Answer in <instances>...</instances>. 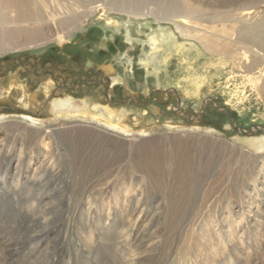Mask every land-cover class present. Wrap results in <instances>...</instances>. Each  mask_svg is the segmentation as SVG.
I'll return each mask as SVG.
<instances>
[{
  "label": "rangeland",
  "instance_id": "obj_1",
  "mask_svg": "<svg viewBox=\"0 0 264 264\" xmlns=\"http://www.w3.org/2000/svg\"><path fill=\"white\" fill-rule=\"evenodd\" d=\"M144 1L158 6L162 2L161 7L167 4L178 7L188 2L194 10L208 9L207 15L213 7L226 14L237 9L240 1L246 3L244 6L250 4L247 0ZM256 10L253 8L245 14L254 15ZM199 13L196 11L194 16V22L199 24L195 34H202V24H210V17ZM259 13L264 14V3ZM152 23L147 24L157 29L158 25ZM128 24L125 18L116 14L109 16L99 12L71 27L66 32L70 33L68 37L74 32L75 35L65 41L0 55V80H9L10 76L24 70L23 80L28 87L26 99L31 101L30 94L36 93L40 102L38 106L30 102V109L45 119L43 138L36 145L31 143L41 151V156L25 162L31 163L28 170L25 163L21 168L17 166L19 158H12L10 162L9 152L29 147L30 135L20 125L8 130L0 126V180L7 177L11 183L17 174H21V182L27 181L31 185L37 176L45 179L39 187L33 188V192L27 191L28 185H21L22 190L15 200L7 192L0 195V258L7 264H46L49 259L40 253L45 248L52 257L60 249L56 261L51 264H65L66 258H70L71 264H96L97 253L93 252L89 257L84 248L83 228L93 217V223H97L94 226H98L103 219L97 218V213L103 207L107 209L104 204L123 202L126 194L131 192L129 199L139 205L141 197L147 212L142 217L139 213L125 216L123 209H119L116 218L120 224L122 219L126 223H132L131 219L138 222L135 231L138 235L130 237L129 241L131 248L134 243L135 247H143L137 255L145 262L139 260V264H264V153L257 154L251 147L258 140L264 141V104L241 76L238 64L227 55L189 58L184 67L195 69L189 77L183 73L178 75L176 82L168 83L162 75L160 81L161 78L149 74L141 62L150 51L146 41L152 33L151 28L145 26L139 33L138 24ZM50 32L58 35L55 29ZM105 38L112 39L120 48L117 57L97 51L96 46ZM67 49L69 56H80V64L73 65L79 72L68 69L70 57L63 56ZM96 56L97 63L92 59ZM30 57L37 62L28 61ZM17 59L28 62L20 63ZM60 62L66 65V73L61 74L64 83H58L59 78L46 76L47 71H58ZM85 62L93 63V66L85 67ZM106 65H112L114 72L102 76ZM179 68L175 58L170 71L175 75ZM86 77L87 83L82 82ZM115 77L119 79L116 84ZM49 80L53 81V86L46 92L44 87ZM101 81H104L105 92L108 89L106 96H103ZM197 87H201L198 94L195 92ZM38 90L42 92L38 93ZM88 96L101 99V103L114 109L128 110L127 123L134 130L133 135L138 136L139 131L144 130L148 137L141 141H125L101 131L96 124H84L78 118L54 121L56 116L47 107L51 97L72 98L81 105ZM16 106L21 107L20 104ZM150 152L154 154L155 163L146 161ZM46 153L52 154L51 160L43 158ZM50 161L54 163L53 168L43 164ZM45 189L53 190L54 200L46 195L42 198V206H52L55 210L32 214V208L28 207L29 203L35 202L31 194L34 198ZM89 201L92 204L87 207ZM89 208L94 209L91 216L86 214ZM36 233L40 237L47 233L49 236L35 246L32 239ZM206 249L218 252H212L216 257ZM36 250L37 257L30 256ZM77 251H81V258L76 259ZM205 258L214 259L205 262Z\"/></svg>",
  "mask_w": 264,
  "mask_h": 264
},
{
  "label": "bare ground",
  "instance_id": "obj_2",
  "mask_svg": "<svg viewBox=\"0 0 264 264\" xmlns=\"http://www.w3.org/2000/svg\"><path fill=\"white\" fill-rule=\"evenodd\" d=\"M247 1L250 3L247 6H244L246 3L240 1L238 3L237 9L231 10V12H227L226 14H221L219 10L216 9V7H213L211 9L212 12L211 13L209 12L210 14L207 15L208 9L205 10L202 7V9L198 8V10H194L188 2L186 5L183 6H178L180 5L179 3L177 4L178 7L168 6L167 3L169 2H167L166 3L167 6L161 7L162 2L160 6H158L156 3L153 2L152 3L147 2L148 3L147 4L144 0H107V2L105 0H0V55L11 53L14 51H23L26 49L41 47L43 45H46V43L48 42L65 41L66 38H71L75 35L74 32L70 37H68L70 33L67 34L66 32L70 31L69 29L71 27H74L77 24H79V22L83 18L92 17L99 12H103L104 15H109V16L116 14L120 17L125 18L127 23L131 25L134 23L138 24L139 33L142 32V29L145 26L146 27L149 26L147 24L149 22L151 23L153 22L154 24H157L158 28L160 27V29L158 28L152 29L151 28L152 26L151 27L149 26L152 30V33L150 35L148 34L149 37L146 42L150 47V51L149 53L145 54L144 56L145 58L141 59V62L144 64L145 68L148 69L149 74L157 75L158 77L161 78L160 81L162 80V75L165 76L164 79L168 83L176 82L178 79V75H181L183 73L185 74V76L189 77V75H191L195 71V69H191V67H184V64L188 63V61L190 60L189 58L206 59V57H209L211 55H216V56L227 55L231 57L232 61L238 64L239 66L238 68L240 69L241 76L246 79L247 84H249L250 88H253L255 96L258 95L260 98L259 100H261V103L264 104V14L259 13L260 6L264 3V0H247ZM229 2L234 3L233 1H229ZM150 6L152 7L150 8ZM253 8L257 9L254 15L245 14L246 12H249ZM196 11L200 12L199 15L205 13L206 16L210 17L209 25L202 24V26H204V29H200V31L203 30L202 34H200V32L199 34L198 33L195 34L196 30H199L198 29L199 24L194 22L195 21L194 16ZM227 27H230V30L232 28V30L230 31L229 28ZM51 29H55L56 32L58 31L57 32L58 35L54 36L50 32ZM216 31L217 33H215ZM129 34L130 32H128L127 35L129 36ZM127 39L132 40V38L129 37H127ZM225 40L228 41L227 44L226 42H224ZM103 41L114 42L112 39H108V38L103 39ZM96 49L99 52H103L106 49V45L99 44L96 46ZM189 52H191V54H189ZM187 56L189 57L187 58ZM175 58L178 59L180 68L178 73L174 75L170 71L171 70L170 65ZM87 65L91 66L92 63H88ZM103 70L105 71V73L110 74L114 72V67L112 65H106ZM196 71L198 74L199 71L198 70ZM23 72L24 70L23 71L21 70L18 73L10 76L9 80H5V81L0 80V86H1L0 126L3 125L4 129L6 130H8L9 128L14 129L18 125L23 126V130L26 133L28 132V135H30L31 137L29 138L30 140L28 141L26 140L30 145L29 147L27 146L25 148H21L19 152H17V149H15V151L13 150L15 155L12 154L13 151H11L12 153L9 152V157H11L10 162L12 158L15 159L19 158V162L17 166H20V168L26 161H30L29 159L37 160L41 156V151H39V149H36L37 147L34 148V146L32 145L34 143L36 145V142H38L40 139L43 138L44 131L42 127L45 126V121H44L45 119L43 118V116L36 114V112L31 111L30 109V102L34 106H38L40 102L38 100V96L36 95V93L34 95L30 94L31 101L26 99L28 96L27 93L28 87L25 85V81L23 80ZM118 80L119 79L116 78L114 83L116 84L117 82H119ZM178 85H180V82H178ZM52 86H53V81L49 80L47 83V87H44V90L47 92L49 87ZM200 89L201 87L196 88L195 90L196 94H198ZM42 90H38L37 92L38 93L42 92ZM15 94L17 95L14 98ZM111 97H112V93L110 92L108 95L109 100L107 102L109 103L111 102L110 101ZM14 101H16L17 104H20L21 107L19 106L17 107L16 106L17 104L15 105ZM102 101L103 100L101 99L97 100L91 96H88L84 98V100H82L81 105H78L76 102H73L72 98L69 99L65 98L63 100L61 98L51 97L50 104H48L47 107L50 108L52 115L56 116L54 118V121L60 118H68V119L78 118V120H81L80 122L84 124H96L97 127L102 128V129L99 128L101 131H104L108 134H113L116 138L125 141H131V142L141 141L143 138L148 137V135L145 133L146 131L144 130H140L139 131L140 135L138 136L133 135L132 131L134 130H132L130 125H128L127 123L128 115H129L128 110L124 109L120 111L114 109L113 107L108 106L109 104L105 105L101 103ZM157 111L160 110L157 109ZM9 119H17L20 122L13 121L10 123L9 121H7ZM137 121L138 120L136 119L135 122ZM10 132H13V130ZM258 141L259 142L257 144L255 143V145L251 147L254 148L253 150H255L254 152H256L257 154L264 153V141L261 140ZM181 145L182 143L180 144V147ZM24 155L26 156L23 159ZM153 155L154 154L150 152L146 157V161L151 162L153 160L152 158ZM51 156H52L51 153L50 154L46 153L43 158L50 159L52 158ZM259 157H261V155H259ZM43 164L50 165L52 168L54 166V163L51 161L50 163L43 162ZM25 166H26L25 169L28 170V167L31 166V163L27 162L25 163ZM43 172H45V170ZM19 173H21V171H19ZM147 176H150L149 173ZM21 178L22 175L17 174L15 179H13V182L11 183L7 177L6 179L0 180L1 181L0 195L7 192L10 195V198L15 200V196L18 194L19 190L20 191L22 190L21 185L23 187H26L28 185L27 181H25V183H22ZM35 179L36 181H33V183L35 182L34 184L32 183L31 185L29 184L30 186L29 185L27 186L28 187L27 191L30 190L33 192V188H35L36 186L39 187L40 182L42 180H45L43 176L42 177L37 176ZM41 187L42 186H40V189ZM256 188L258 187L256 186ZM51 191L53 190L49 191L45 189V191H43L42 194L40 195L36 194L37 196L34 198H32V194H31L30 196L31 199L35 201L34 203L28 204V207L32 208L31 210L32 214L35 213L34 211H38V212L40 211L41 213L43 211L52 212L54 208H52L51 205H50L51 208L42 206L43 204L42 198H44V196L49 195L53 199V195H51ZM130 193L126 194L123 202H119V203L110 202L109 204L106 205L104 204V206H106L107 209H103L104 208L103 207L101 211L97 213V218L103 219V221L98 226L96 227L94 226V223L96 222L94 221L93 223L92 221V219L94 218L93 217L90 218V220H88L90 224H87V226L83 228L86 237V240L84 242V248L86 249V252L89 254V257H91L90 255L93 252L97 253L98 257L97 259H95L96 264H139V260L145 262L143 259L139 258L140 256L137 255L138 254L137 251L143 247L142 246L135 247L134 245L135 243H134L133 247L131 248L132 243L129 241L130 237L133 236L136 237L138 235V232H135L137 229L138 222L136 223L134 219H131L132 223H126V221L122 219L123 221L121 220L122 223L120 224L119 219L116 218L117 216L116 213L117 211H119V209L121 210L123 209L122 212L124 213L123 215L125 216L134 215V214L136 216V214L139 213L140 217H142V215L145 213L146 208H144L143 206L141 197H140L139 205L134 204L135 203L133 202L134 200L131 201L132 198L129 199V197L131 196ZM11 194L13 195L11 196ZM1 202L3 203L2 200ZM91 204L92 203L89 201V203L86 206L89 207L91 206ZM40 208H43L44 210L43 209L40 210ZM92 209L93 208L87 209L88 212L86 214L88 216H91ZM44 221L46 222L45 219H43V222ZM43 226H45V224ZM41 229H43V227ZM49 233L41 237L39 236V234L36 233L37 235L32 239V242L34 243L35 246H38L37 243H40V241H44L45 237L49 236ZM229 234L232 235L233 233H229ZM138 242L139 241L137 240V243ZM220 242L223 243L224 241H220ZM40 248L41 246L38 247L37 249ZM210 249H206V250L208 251V253L212 254L213 251H211ZM47 250L48 249L45 250L44 248L43 250L40 251V253L42 252L50 260V262L48 260L46 264H51L52 262L56 261L57 253L58 251H60V249L56 250L57 251L56 255L54 254L53 257L50 255V253L47 254ZM120 252H122V255L120 254ZM145 252H148V250H145ZM217 253L218 252L216 253L213 252V254H217ZM32 255L33 257L34 256L37 257V250L34 251L32 254H30V256ZM30 256L27 255V257ZM213 256L216 257L215 255ZM79 257L81 258V251L76 252V259H78ZM213 259L214 258H210V259L205 258V262H208ZM3 260L5 259L0 258V264H7ZM33 262L34 261H32V263ZM35 263L41 264L37 262ZM65 264H71L70 258L65 259Z\"/></svg>",
  "mask_w": 264,
  "mask_h": 264
},
{
  "label": "flooded vegetation",
  "instance_id": "obj_3",
  "mask_svg": "<svg viewBox=\"0 0 264 264\" xmlns=\"http://www.w3.org/2000/svg\"><path fill=\"white\" fill-rule=\"evenodd\" d=\"M115 43V42H114ZM115 46L117 47V45L115 44ZM117 49H118V47H117ZM102 53H105L106 55H108V56H111L108 52H107V50L105 49ZM118 53H119V49H118ZM102 56V54H99V56ZM118 55V54H117ZM64 57H70V60L71 61H69L68 63H70L71 64V66L70 67H68V69H71V71H73L74 73H76L77 71L79 72V70H78V68H73V65H78V64H80V56L78 57V55H70L69 56V52H68V49H67V53H65L64 55H63ZM112 57V56H111ZM97 58H98V56H96L95 58H92L95 62L97 61ZM31 60H34L35 62H37V60L36 59H34V58H31L30 57V59H28V61H31ZM17 61L18 62H20V63H26V62H28L27 60H24V61H21L20 59H17ZM93 61V62H94ZM14 62V61H13ZM13 62L11 63V65L13 64ZM97 63V62H96ZM88 63H84V66L85 67H91V66H93V63H92V65L91 66H89V65H87ZM57 67V66H56ZM55 67V68H56ZM66 67V65H65V63H58V67H57V69H58V71H52V72H49V71H47V74H46V76L47 77H51L52 79H56V78H59L58 80H57V82L58 83H64V82H62L61 80L63 79V76L61 75V74H63V72L64 73H66L65 72V68ZM36 68H37V66H36ZM76 69V70H75ZM80 69H82V68H80ZM101 73H102V71H103V74H102V76L103 75H109V74H107V73H105V71L104 70H99ZM57 74V77H55V75ZM53 76H54V78H53ZM106 77V76H105ZM104 77V78H105ZM87 79H88V77H86V78H84V79H82V82H85V83H87ZM79 84V83H78ZM99 84H100V86L103 88V90H104V81H101V82H99ZM65 87V86H64ZM107 92H108V89H107V91L105 92V90H104V93H103V96H106L107 95ZM113 99V98H112ZM111 99V100H112Z\"/></svg>",
  "mask_w": 264,
  "mask_h": 264
},
{
  "label": "water",
  "instance_id": "obj_4",
  "mask_svg": "<svg viewBox=\"0 0 264 264\" xmlns=\"http://www.w3.org/2000/svg\"><path fill=\"white\" fill-rule=\"evenodd\" d=\"M100 45H106V50L111 56L115 57L118 54V49L115 46L114 42L101 40ZM255 129L258 130L257 128H255ZM243 134H248V133L243 131Z\"/></svg>",
  "mask_w": 264,
  "mask_h": 264
}]
</instances>
